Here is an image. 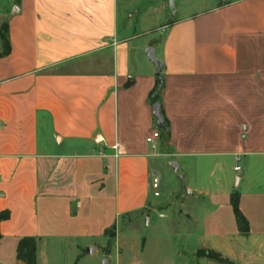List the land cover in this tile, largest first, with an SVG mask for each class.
<instances>
[{"label":"crops","instance_id":"0c3cea01","mask_svg":"<svg viewBox=\"0 0 264 264\" xmlns=\"http://www.w3.org/2000/svg\"><path fill=\"white\" fill-rule=\"evenodd\" d=\"M180 1L149 27L152 0H0V212L10 213L1 264L16 262L23 237L36 238L37 264L56 251L80 256L78 239L88 254L96 239L106 249L107 230L152 208L153 163L165 156L181 170L220 172L198 191L215 226L199 249L264 264V0ZM149 46L163 63L158 100L170 129L153 145L146 139L161 130L155 66L141 54ZM233 192L245 232L221 222Z\"/></svg>","mask_w":264,"mask_h":264},{"label":"rangeland","instance_id":"374dc122","mask_svg":"<svg viewBox=\"0 0 264 264\" xmlns=\"http://www.w3.org/2000/svg\"><path fill=\"white\" fill-rule=\"evenodd\" d=\"M162 1L165 4L164 8ZM152 3L157 11L145 16L143 19L146 23L142 24L155 27L174 17L167 0H152ZM180 3V0L176 1V8ZM179 13L181 14L180 11ZM123 16L121 13V24ZM142 24L139 29L143 27ZM151 36L152 32L141 36L137 42L144 44ZM142 51L144 60L145 49ZM131 58L132 64L139 61L136 49L132 50ZM168 159L167 156L154 159L153 165L160 179L157 189L160 195L155 197L154 190H151L149 201L152 208L132 214L130 218H121L114 232H111L112 236L108 235L106 249L98 246L104 245L105 239H96V252L88 254L87 248L84 247L86 241L78 239L77 243L80 248L82 247L77 250L80 256L75 257L67 250L49 252L52 253V264H103L104 260H109V264H209V259L198 256V251L199 248L206 246L205 233L215 226L207 216L208 204L198 191L204 190L208 184L209 187L211 183L215 184L220 172L216 171L210 177L212 173L210 167L197 168L191 163L184 165L182 160L183 179L180 180L169 167L168 162L171 160ZM236 164L240 166L241 163ZM226 176L230 188L233 187L236 192V177L228 169ZM189 191H192V194H189ZM186 213L189 215L186 216ZM223 216L221 222L225 231L232 233L238 220L234 210L228 209ZM69 257L73 260H69ZM14 264H17V260Z\"/></svg>","mask_w":264,"mask_h":264},{"label":"trees","instance_id":"16d2710c","mask_svg":"<svg viewBox=\"0 0 264 264\" xmlns=\"http://www.w3.org/2000/svg\"><path fill=\"white\" fill-rule=\"evenodd\" d=\"M157 90V89H156ZM156 90L153 93L152 99L153 101L157 102L158 100V94H156ZM161 112L164 115V111L161 108ZM165 118V126L166 130L160 131V137L164 141H169L170 139V129H169V122L164 115ZM231 205L233 206V209L235 211L236 217L238 219V223L240 224V227L245 232L248 228V222L247 220L242 216V214L239 211V194H233L231 196ZM10 218V213L8 211L0 212V223L2 221L8 220ZM115 226L111 229L106 231V236L111 234V232H114ZM112 236V234L110 235ZM1 237V234H0ZM36 252H37V240L35 237H23L20 239L17 245L16 249V259L18 261L23 262L24 264H37L36 260ZM198 256L200 257H206L218 264H233L228 259L224 258L220 253L215 252L213 250H202L200 249L198 251Z\"/></svg>","mask_w":264,"mask_h":264},{"label":"water","instance_id":"95a60500","mask_svg":"<svg viewBox=\"0 0 264 264\" xmlns=\"http://www.w3.org/2000/svg\"><path fill=\"white\" fill-rule=\"evenodd\" d=\"M169 2V8L173 13V16L176 15V5H175V0H168ZM145 54L148 57L149 61L155 66V76L158 81V87L156 90V94L160 92L163 86V79L161 76L162 69H163V63L160 61V59L156 56L155 54V48L152 46H149L145 49ZM152 113L153 117L155 119V126L159 130H166L165 126V118L164 115L161 112V104L159 101L155 102L153 107H152ZM169 167L173 170V172L177 175V177L182 180L183 175L181 173V168L180 165L177 161L171 160L168 162ZM93 248H89L87 252H93ZM103 264H109V260H104Z\"/></svg>","mask_w":264,"mask_h":264},{"label":"built area","instance_id":"2783aa9c","mask_svg":"<svg viewBox=\"0 0 264 264\" xmlns=\"http://www.w3.org/2000/svg\"><path fill=\"white\" fill-rule=\"evenodd\" d=\"M159 137H160V131H156L151 135V137H148L146 141L147 143L153 145L154 141L159 139ZM235 170H239V167H235ZM159 185H160V179L157 175H155L151 183L152 189L154 190L155 197H158L160 195L159 191H157V189L159 188Z\"/></svg>","mask_w":264,"mask_h":264}]
</instances>
